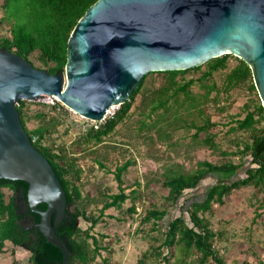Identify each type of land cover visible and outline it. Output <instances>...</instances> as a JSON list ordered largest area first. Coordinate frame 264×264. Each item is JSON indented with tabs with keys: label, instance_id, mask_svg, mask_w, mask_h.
Here are the masks:
<instances>
[{
	"label": "trees",
	"instance_id": "16d2710c",
	"mask_svg": "<svg viewBox=\"0 0 264 264\" xmlns=\"http://www.w3.org/2000/svg\"><path fill=\"white\" fill-rule=\"evenodd\" d=\"M95 1L2 0L1 20L8 25L9 34L0 36V48L20 55L33 65L30 56L34 54L39 65L45 67L43 69L50 73L61 72L66 62L69 34L85 10ZM158 73L164 76L160 85L154 87L145 84L147 76ZM188 73L196 75L185 78ZM216 73H222L220 83L214 78ZM195 85L199 90L193 89L192 86ZM242 85H246L247 91L252 94V98L248 100L251 104L248 102L243 104L245 115L235 119L231 128L248 132V137L242 140L241 145L237 144L234 151L221 149L211 132L215 123L205 113V109L210 103L219 104L222 93L227 94ZM137 96L141 114L138 131L152 128L157 132V139L163 141L169 138V128L170 130L182 126L192 128L194 143L204 145L220 155L217 162L197 159L194 166L189 168L178 161L163 165L160 173L161 185L167 190L164 199L165 204L170 207H174L186 191L197 187L205 176L217 174L220 178L207 187L203 199L191 200L192 195L185 197L181 209L185 207L189 223L182 213L169 219L164 226L162 241L163 246L169 251L168 254L161 253L159 247L155 257L161 254L163 262L154 264H166L170 254L174 257L172 264H191L192 256L197 257V264L209 262L224 264L221 255L214 249L216 233L205 214L210 212L212 203L223 204L224 198L234 189L249 185L258 189L264 188V109L253 83L251 68L242 58L224 53L190 68L149 72L111 117L89 126L78 136L76 143L81 150L87 149L89 145L101 143L111 134L129 114ZM27 104L25 100L16 103L21 124L32 145L52 166L64 189L66 203L70 205V210L66 212L67 216L55 229L69 249L67 264H92L96 257L100 256L103 246L100 239L90 233V230L102 218L104 211L109 208H121L127 199L131 200L127 210L130 213L136 210L134 200L138 190L125 192L122 187V174L130 165V160L115 167L117 192H103L98 197L82 194L80 184L77 183L80 180L81 169L73 168L74 162L69 161L64 147L54 148L53 143L44 142L46 135L55 130L57 117L53 115L46 119V115L40 110L34 116L41 122L35 127L28 128L26 121L31 115L25 110ZM57 106L60 110L67 111L58 102L51 105V108L56 109ZM200 133H204L203 137H199ZM232 155L238 156V161H233L230 158ZM247 156L250 158V165L244 169L242 177L235 178ZM2 188L11 191L7 198ZM27 188L28 183L24 180L0 178V253L5 242L9 241L13 247L19 246L29 251L27 262L24 264H61L62 253L56 245L49 242L40 232L32 238L19 224L15 194L22 193L26 197ZM89 204H100L97 215L93 211H87L86 206ZM36 207L43 210L46 203L40 202ZM34 214L36 221H39V215ZM167 214L166 207L160 209L153 207L144 212L141 220L156 224V221ZM79 218L87 224L85 228L79 226ZM11 252L15 254L14 249ZM105 260L102 259L103 264Z\"/></svg>",
	"mask_w": 264,
	"mask_h": 264
},
{
	"label": "water",
	"instance_id": "95a60500",
	"mask_svg": "<svg viewBox=\"0 0 264 264\" xmlns=\"http://www.w3.org/2000/svg\"><path fill=\"white\" fill-rule=\"evenodd\" d=\"M224 53L248 63L264 109V0H96L69 34L61 72L0 48V178L28 183L24 201L39 214V232L60 249L61 264L69 249L55 227L70 205L16 103L49 96L99 122L149 72L190 68Z\"/></svg>",
	"mask_w": 264,
	"mask_h": 264
},
{
	"label": "rangeland",
	"instance_id": "374dc122",
	"mask_svg": "<svg viewBox=\"0 0 264 264\" xmlns=\"http://www.w3.org/2000/svg\"><path fill=\"white\" fill-rule=\"evenodd\" d=\"M1 2L2 0H0V36H5L9 34V27L4 20H1L3 15ZM30 59L35 66L41 67L34 54L30 56ZM191 75L196 73H188L184 77L188 78ZM221 76L222 73L214 75L218 83L221 81ZM163 80L164 76L158 73L147 76L145 84L156 87ZM192 87L194 90H199L196 85ZM250 98L252 94L247 91L246 85H242L227 94L222 93L219 104L207 105L205 113L215 123L211 132L215 135V141L221 149L234 151L237 144L241 145L242 140L247 139L248 132L233 130L231 127L235 119L245 115L243 104L245 102L251 104L248 101ZM25 101L28 103L25 110L31 115V118L26 121L28 128L35 127L41 122L34 116L40 110L46 115V119L53 115L57 117L55 130L46 135L44 142L53 143L54 148L64 147L69 161L74 162L73 168L81 169L80 180L77 183L80 184L82 194L98 197L103 192H117L115 167L130 160V165L122 174V187L125 192L132 189L138 190L134 200L136 210L133 213L127 210L131 205V200L127 199L122 203L121 208H109L104 211L102 218L90 230V233L100 239L103 246L100 256L96 257L92 264H103V258L106 259L105 264L162 263L161 254L155 257V253L161 247V253L168 254V248L162 244L165 224L180 213L189 223L185 207L181 209L185 197L192 195L191 200L203 199L207 187L220 178L217 174L205 176L197 187L186 191L178 203L170 207L165 204L164 199L167 190L161 185L160 173L163 165L178 161L189 168L194 166L197 159L217 162L220 160V155L204 145L194 143L192 128L185 126L171 130L169 128V138L163 141L157 139V132L152 128L138 131L141 118L139 96L129 114L116 129L101 143L89 145L85 150H81L76 139L89 126L96 125L98 122L86 119L67 108L59 100L48 96L34 101ZM55 102L63 105L67 111L60 110L58 106L52 109L51 105ZM220 107L223 109L221 110ZM109 109L111 111L106 112L105 118L111 117L117 107L113 106ZM203 135L204 133H200L199 137ZM230 158L238 161V156L232 155ZM249 161L250 158L245 157L244 164L235 178L244 175V169L250 165ZM2 191L6 198L11 194L7 188H2ZM187 203H185L186 206ZM99 207L100 204H89L86 209L97 215ZM153 207L159 209L166 207L168 214L156 221V224L141 220L144 212ZM205 215L216 233L213 241L214 249L221 255L224 264H264V188L258 189L249 185L234 189L224 198L223 204L212 203L210 212ZM78 224L82 228L87 226L81 218L78 219ZM12 249L15 254L11 252ZM28 255L27 249L13 247L9 241H6L0 253V264H24L27 262ZM168 257L169 261L166 264H172L174 257L171 254ZM190 263L197 264V257L192 256Z\"/></svg>",
	"mask_w": 264,
	"mask_h": 264
},
{
	"label": "flooded vegetation",
	"instance_id": "af4514ba",
	"mask_svg": "<svg viewBox=\"0 0 264 264\" xmlns=\"http://www.w3.org/2000/svg\"><path fill=\"white\" fill-rule=\"evenodd\" d=\"M15 198H16L15 201L17 205V212L19 216V219H18L19 224L22 230L27 232L26 233L27 235H30L32 238H34V235H37L39 233V230L37 227V223L39 221H36L35 214H34L36 212H33L28 208L27 204L24 201L25 197L22 193L20 194L17 192L15 194Z\"/></svg>",
	"mask_w": 264,
	"mask_h": 264
},
{
	"label": "bare ground",
	"instance_id": "6f19581e",
	"mask_svg": "<svg viewBox=\"0 0 264 264\" xmlns=\"http://www.w3.org/2000/svg\"><path fill=\"white\" fill-rule=\"evenodd\" d=\"M111 109H112V107H111ZM109 111H111V110L109 109L107 112H109Z\"/></svg>",
	"mask_w": 264,
	"mask_h": 264
},
{
	"label": "built area",
	"instance_id": "2783aa9c",
	"mask_svg": "<svg viewBox=\"0 0 264 264\" xmlns=\"http://www.w3.org/2000/svg\"><path fill=\"white\" fill-rule=\"evenodd\" d=\"M49 97V96H48ZM40 99V98H39Z\"/></svg>",
	"mask_w": 264,
	"mask_h": 264
}]
</instances>
